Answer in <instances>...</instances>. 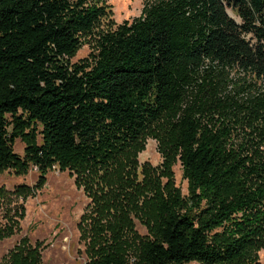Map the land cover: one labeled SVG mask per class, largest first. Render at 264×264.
<instances>
[{
  "label": "trees",
  "instance_id": "1",
  "mask_svg": "<svg viewBox=\"0 0 264 264\" xmlns=\"http://www.w3.org/2000/svg\"><path fill=\"white\" fill-rule=\"evenodd\" d=\"M106 1L0 0V172L39 174L0 199L34 197L57 166L89 199L86 264H245L264 245V0H147L102 28ZM147 136L180 163L186 196L136 181ZM24 216L5 217L0 241ZM40 245L23 237L8 261L41 264Z\"/></svg>",
  "mask_w": 264,
  "mask_h": 264
},
{
  "label": "rangeland",
  "instance_id": "2",
  "mask_svg": "<svg viewBox=\"0 0 264 264\" xmlns=\"http://www.w3.org/2000/svg\"><path fill=\"white\" fill-rule=\"evenodd\" d=\"M147 0H107L105 7L107 15L101 20L102 28L115 27L124 21H131L141 14L144 3ZM230 18L240 22L236 12L227 8ZM249 38V37H247ZM77 53L67 59L69 65L81 63L85 60L93 48V41L88 38ZM9 119V116H7ZM40 137L37 143H40ZM142 150L137 152L132 162L131 170L137 182H141L144 176H149L157 184L159 192L164 196L172 189L180 190L182 196H186L187 180L182 177V169L179 162L168 164L157 150V141L151 136L144 138ZM25 145L16 139L13 144L15 154L23 157ZM39 174L37 168L30 166L26 175L17 176L12 170L0 172V188L6 192L14 191L20 185L33 186ZM46 182L42 190L34 197L26 200L12 199L11 202L0 199V228L6 224V216L12 215L13 210L25 209V216L19 222V230L10 238L0 241V264H10L8 253L17 245L23 237H26L32 246L40 243L41 264H86L84 253L85 243L80 239L77 224L83 214L89 199L83 189L75 184V176L70 170L60 171L57 166L48 170L45 176ZM8 210H10L8 212ZM133 230L139 236H146L147 229L131 216ZM260 244H262L260 242ZM257 244L250 252V257L245 264H264V246ZM132 262V261H131ZM187 264H199L189 262Z\"/></svg>",
  "mask_w": 264,
  "mask_h": 264
}]
</instances>
